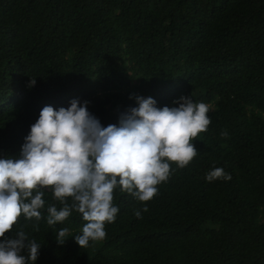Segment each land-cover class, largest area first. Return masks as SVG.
I'll use <instances>...</instances> for the list:
<instances>
[{
  "label": "trees",
  "instance_id": "1",
  "mask_svg": "<svg viewBox=\"0 0 264 264\" xmlns=\"http://www.w3.org/2000/svg\"><path fill=\"white\" fill-rule=\"evenodd\" d=\"M134 96L209 106L189 165L146 203L117 187L114 222L86 248L77 211L47 224L62 207L48 188L42 218L6 236L40 244L35 264H264V0H0V158L19 156L45 106L88 101L107 127ZM214 168L231 179L207 181Z\"/></svg>",
  "mask_w": 264,
  "mask_h": 264
},
{
  "label": "clouds",
  "instance_id": "2",
  "mask_svg": "<svg viewBox=\"0 0 264 264\" xmlns=\"http://www.w3.org/2000/svg\"><path fill=\"white\" fill-rule=\"evenodd\" d=\"M35 83L32 79L29 86ZM134 98L138 106L122 112L118 125L107 127L89 112L88 101L81 105L73 99L70 107L59 110L45 106L19 156L0 158V264H35L38 259L41 245L23 228L15 237L6 234L21 215L28 220L42 218L41 189H50L62 205L47 207L48 225L62 223L73 210L82 215L85 223L74 239L86 248L89 241L105 238V224L114 222L119 212L113 203L117 187L146 203L168 180L171 164L184 168L196 157L192 141L208 130V105L181 96L173 101L178 106L161 108L152 97ZM221 135L226 137L227 132ZM216 179L231 176L223 168L206 174L207 181ZM134 214L141 217L140 210ZM55 236L63 245L69 229L60 228Z\"/></svg>",
  "mask_w": 264,
  "mask_h": 264
}]
</instances>
